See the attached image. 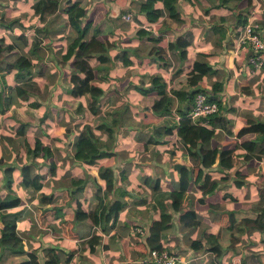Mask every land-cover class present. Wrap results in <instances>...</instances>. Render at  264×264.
<instances>
[{"label":"crops","instance_id":"crops-1","mask_svg":"<svg viewBox=\"0 0 264 264\" xmlns=\"http://www.w3.org/2000/svg\"><path fill=\"white\" fill-rule=\"evenodd\" d=\"M75 1L84 11L83 21H90L87 43L81 46L82 54L108 55L103 62L93 57L87 58V62L91 66L107 67L108 81L96 80V83L102 85L104 97L110 96L103 110L107 119L114 120V130L112 136L107 137L90 129L103 153L95 163L86 164L71 158L75 123L82 119L89 122L92 117L85 106V96L67 94L71 85L68 74L75 67L70 61L62 62L58 58L73 34L72 26L59 7L39 19L37 11L30 8L31 0L0 1V17L15 20L8 27L0 24V36L4 42L12 44L9 51L0 52V71L8 79L5 89L0 77V127L4 128L10 119L13 124L8 129L20 122L26 124L25 134L29 146L33 145L32 158L36 154L40 159L36 169L31 163L30 171L37 172L42 181L40 189L27 193L17 183V168L20 163H28L23 162V157L18 161L17 151L9 158L0 154L4 161L16 166L12 176L13 182L17 180L12 188L19 198L15 205L0 208V229L4 219H14V232L22 249L36 255L34 264H42L48 249L55 252L54 264H139L150 248L146 243L148 227L160 218L158 193L177 187L178 170L188 162L183 160L175 130L157 131L163 125V118L150 107L156 92L145 88L150 86V75L155 73L161 75L165 92L173 99L174 120L179 114L174 110L178 101L173 90L201 87L208 93L213 83L219 84L216 90L219 107L217 105L214 115L222 116L225 121L222 125H202L206 127L202 131H208V145L232 149L230 167L220 168L216 162L212 167L203 168L209 175L205 182L194 181L197 166H193L189 184L176 209L170 198L161 199L168 218L164 222L167 225L158 231V247L174 251L192 264H239L242 254L259 240V231H233L236 237L233 247L220 256L205 249L203 234H209L210 240L216 239L221 248H225L230 238L226 228L228 212L254 214L258 195L264 192V139L255 132L237 134L239 127L249 120L264 121V63L253 72L241 55L234 54V36L252 8L258 9L256 16L264 38V0L229 1L225 5L214 4L217 0H176L180 20H173V25L164 21V15L153 22L143 19L136 12L140 0ZM154 6L162 7L161 1L154 2ZM126 12H131L128 20L122 18ZM120 22L128 24L121 26ZM43 25L59 32L47 33ZM93 26L98 30L91 36ZM137 27H142L147 34H135ZM39 28L47 30L43 33L37 30ZM35 31L41 32L42 37L35 35ZM18 33L23 37L17 38ZM178 35L190 37V42L185 47V58L182 61L177 58L176 65L168 44ZM33 38L39 56L30 57L31 73L18 77L26 72L5 71L3 63L8 54L15 50L25 53ZM100 42L105 43L107 49ZM95 45L97 51L94 52ZM155 47L164 52L165 61L157 57ZM122 50L127 65L120 59ZM193 59L204 61L209 71L195 82H189ZM40 66L44 67L41 78L36 74ZM29 77L37 82L32 90L28 89L31 85L24 83ZM17 85L19 89L15 90ZM12 111L24 119L20 121L11 114L4 116ZM60 119L62 127L50 135L51 141L49 133L41 127L45 125L53 130L51 122ZM30 128L37 129L38 141L33 140L35 132ZM28 152L29 147L18 155L28 157ZM32 158L28 157L27 162ZM174 163L181 166L176 169ZM2 177L0 172V186ZM105 179L109 180V187L104 186ZM210 182H214L213 189L204 191L200 184L208 186ZM1 191L5 193L3 186ZM185 211H191L193 216L180 219ZM136 226H141L144 232L134 230ZM196 238L202 239L201 248H191L190 242ZM22 258L23 254L2 252L0 247V264H17ZM259 258L264 264V251Z\"/></svg>","mask_w":264,"mask_h":264},{"label":"trees","instance_id":"trees-1","mask_svg":"<svg viewBox=\"0 0 264 264\" xmlns=\"http://www.w3.org/2000/svg\"><path fill=\"white\" fill-rule=\"evenodd\" d=\"M158 0H140L138 2L136 12L142 15L143 19L148 22H153L158 18L164 15L166 23L168 25H173L174 21H179V10L176 6V0H160L162 7L154 6V2ZM229 1H239V0H217L214 4L225 5ZM60 8L68 18V22L72 26L73 34L69 39L66 40V44L59 55V60L62 62L70 61L75 70H71L68 74V81L70 86L67 89V94L72 96L83 95L85 100V106L87 110L92 114L91 120L85 121L80 120V122L75 123L76 133L73 137L71 143L73 160L83 162L86 164H93L95 160L101 156L103 153L99 150L95 139L90 134V129L93 128L102 133H105L107 137H111L113 133V119H107L103 107L106 105V102L110 100V96L104 97L102 95L103 89L101 84H97L96 80L101 82H107V67L104 65H94L91 66L87 62V58H95L99 62H103L108 59V55L105 53L97 54H82L81 46L87 43L88 36L87 32L90 28V21H83L84 11L79 5L78 1L65 0L63 3H60L59 0H31L30 8L34 11H37L39 19H43L45 15L54 12L57 8ZM244 16V15H243ZM240 20V16L237 17V21ZM13 21H0L1 26L8 27ZM240 23V22H239ZM42 27H47L48 32H59L58 29L53 28L49 25H43ZM98 28L93 26L91 29V36L97 32ZM135 34H147V32L142 27H137L135 29ZM35 35L42 37L41 32H36ZM23 37L22 33L17 34V38ZM148 38V37H146ZM26 39V38H25ZM24 39V41H25ZM190 42V37H185L184 35H178L172 42L168 44V49L170 50L172 57H175L176 65L179 63V60H183L186 56V45ZM101 43V42H100ZM37 42L35 38L31 40L27 47V51L21 52L18 50L12 51L5 58L3 67L5 71H11L13 69L24 70L19 74L18 77L25 76L31 73V61L30 57H38ZM103 47L107 46L105 43H101ZM12 47L11 43L3 41V38L0 36V52L3 49L9 51ZM157 48V57L165 61L164 52ZM177 58L179 60H177ZM120 59L125 65L128 64L127 57L125 56V51L120 52ZM165 63H162L164 66ZM191 76L188 81L195 82L200 76L206 74L209 71L207 64L199 59H193L190 64ZM44 72V67L40 66L36 74L41 78V75ZM30 78V77H29ZM27 78L24 83L26 86L31 85L28 89L32 90L37 83L32 78ZM150 86H146V89H154L156 92V97L152 99L150 107L158 115L163 118V125L160 126L157 131L162 130L169 132L170 130H175L178 140L180 141L181 154L186 165H183L178 170V182L177 187L170 191H160L158 193V202L161 207L159 215L160 218L157 221H154L148 227V235L146 236V243L150 248L158 247V231L164 228L167 223H164L168 218V213L163 211V205L161 204V199L168 197L171 200V204L174 209L177 208V203H180V197L182 193L186 190L188 186V180L190 178V172L193 171V166H197L195 173L194 181L199 180L206 181L209 177L207 171H203V168H209L214 163L217 162L218 167L225 168L231 166L230 155L231 148H217L208 145L207 137L205 136L208 131L206 127L199 125L195 122H192L189 118L184 117V113L189 109L191 104V99L193 93L197 90L204 91L201 87L193 88H178L173 90V93L176 96L178 101L177 107L174 109L176 113L179 114L177 120H174V117L171 112V106L173 99L171 96L167 95L165 92V81L160 74L152 73L150 75ZM219 84L213 83L210 92L206 93L207 99L216 101L219 107V101L216 98V90L219 89ZM19 89V86L15 87V90ZM19 91V90H18ZM25 90H22V93ZM2 90L0 89V99ZM9 96H7L8 102ZM224 118L222 116H216L214 114L209 116L207 126H213L215 123L222 125L224 123ZM206 126V125H205ZM226 132H229V129L224 127ZM202 132L203 135L202 136ZM246 132H255L259 137L264 139V121H253L249 120L239 127L237 134H243ZM32 164L20 163L18 165V174L19 179L17 181L27 193H33L42 186L41 177L37 172H31L30 167ZM16 168L13 163L3 160V157L0 155V170L2 172V186L5 190V193L0 197V208L8 207L15 205L19 198L14 193L12 188L13 176L12 170ZM239 183V182H237ZM110 183L108 179H105V187H109ZM204 191L213 189L214 182H210L208 186L200 184ZM255 212L252 215H239L237 212L229 211L227 217L226 228L230 232L229 243L225 248H221L220 244L216 239L210 240V235L205 233V249L215 252L217 256H220L225 250L233 247V240L236 237L232 234L233 231L238 233L246 232L249 233L252 230H257L260 233L259 240L253 244V247L247 249V252L242 254L239 264H261L259 255L264 251V192H260L258 195L257 202L255 203ZM113 211V209H112ZM193 213L191 211H185L182 213L181 217H192ZM182 218V219H183ZM161 222H160V221ZM15 222L13 218L4 219L2 222V227L0 229V247L2 252H10L12 254H23V258L17 262V264H34L36 263V255L33 252L25 251L22 249L19 239L17 238L14 232ZM202 238V237H201ZM201 238L192 239L190 242L191 248L197 249L201 248L203 245L201 243ZM47 258L43 259L42 264H54L57 261L55 252L52 249L47 250ZM216 264V263H211Z\"/></svg>","mask_w":264,"mask_h":264},{"label":"built area","instance_id":"built-area-1","mask_svg":"<svg viewBox=\"0 0 264 264\" xmlns=\"http://www.w3.org/2000/svg\"><path fill=\"white\" fill-rule=\"evenodd\" d=\"M258 9L252 8L245 16L240 29L234 36V54L241 55L254 72L264 63V38L261 26L256 16ZM131 12L122 15L125 20L130 19ZM146 28V27H144ZM215 101L208 100L204 91L197 90L193 93L189 109L184 117L199 125H207L209 116L217 111ZM137 232L143 233L141 226L134 227ZM139 264H192L188 258L182 257L164 247L149 248L139 260Z\"/></svg>","mask_w":264,"mask_h":264},{"label":"rangeland","instance_id":"rangeland-1","mask_svg":"<svg viewBox=\"0 0 264 264\" xmlns=\"http://www.w3.org/2000/svg\"><path fill=\"white\" fill-rule=\"evenodd\" d=\"M0 1H4V0H0ZM6 1V0H5ZM3 7V6H2ZM49 19V18H48ZM0 20L1 21H3V22H6L7 21V18H2V17H0ZM41 22V21H40ZM124 24H128V23H123V22H120V25L121 26H124ZM1 35V34H0ZM54 46V44H52V46L51 47H53ZM52 50V49H51ZM92 51H97V49H96V45H95V47L92 49ZM4 53V52H3ZM2 64V62L0 63V68H1V65ZM1 72V71H0ZM0 77H1V79H2V81H3V83H4V88L5 89H7L8 88V79H7V77H6V74H4L3 72H1L0 73ZM3 105H4V107H6V103H5V101H3ZM51 108V107H50ZM78 108L80 109V106H78ZM48 110H50L49 108H48ZM6 111H8V110H6ZM38 112H42V111H40V110H38ZM50 113H51V111H49ZM8 114H11L12 116H14V117H16V118H18L20 121H22L21 120V118H23V117H21V118H19V116H16V112H13L12 111V113L10 112V113H7V114H4V116L5 115H8ZM44 118V117H43ZM43 118L42 119H40V121H42L43 120ZM67 118V117H66ZM24 119V118H23ZM68 119V118H67ZM50 121H51V119H50ZM13 120L12 119H10L7 123H6V125L4 126V128H2V127H0V154H4L5 155V158H9V157H11L12 155H14L15 154V152L17 151V153L18 154H20L21 152H23V149H25V148H27V147H29V154H28V157L29 158H32V150H33V145H31V146H29V140L27 139V134H25L26 133V129H25V127H26V124L24 125L23 123H19L18 125H14V127L12 128V129H8V126H10V125H12L13 123ZM40 125H44V124H40ZM51 125L53 126V130L50 128V129H48L45 125L44 126H42L41 127V129L44 131V132H46V133H49V136L50 135H52L54 132H56V129L57 128H60V127H62V120L60 119V120H57V121H52L51 122ZM31 129V131H34L35 132V135L32 137L33 138V140H35V141H38L39 140V135L40 134H38V132H37V129L36 128H30ZM41 130V131H42ZM64 133H65V131H64ZM205 136H208V134L206 133V135ZM41 137V136H40ZM51 137V136H50ZM48 139V138H47ZM51 141H52V137L51 138H49ZM42 141H43V139H42ZM7 145V146H6ZM13 147H14V149H13ZM16 153V154H17ZM17 154V157H18V161H22V159L24 158V160H23V162H25L26 161V163H28V164H31L32 162H33V164H34V169H36V167L38 166V162L40 161V159H39V157L38 156H36V154H34V157L32 158V161H31V159H29L30 161H28L27 162V159H28V157L27 156H25V155H18ZM30 154H31V156H30ZM23 157V158H22ZM43 160V159H42ZM44 161H46V159H44ZM0 172H1V170H0ZM13 174L14 175H16V171H14L13 172ZM17 179H14V182L13 183H16L15 181H16ZM13 185V184H12ZM2 186V185H1ZM1 186H0V197H2V193H3V191H1ZM17 189H19V187L18 186H15ZM22 188V187H21ZM23 189V188H22ZM20 191V190H19Z\"/></svg>","mask_w":264,"mask_h":264},{"label":"water","instance_id":"water-1","mask_svg":"<svg viewBox=\"0 0 264 264\" xmlns=\"http://www.w3.org/2000/svg\"><path fill=\"white\" fill-rule=\"evenodd\" d=\"M38 31H42L43 33H45L46 32V28H42V29H37ZM181 166V164H179V163H174L173 164V167H175L176 169L178 168V167H180Z\"/></svg>","mask_w":264,"mask_h":264}]
</instances>
